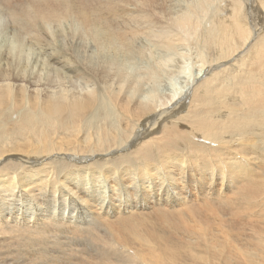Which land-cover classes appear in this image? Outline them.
<instances>
[{
  "label": "bare ground",
  "instance_id": "1",
  "mask_svg": "<svg viewBox=\"0 0 264 264\" xmlns=\"http://www.w3.org/2000/svg\"><path fill=\"white\" fill-rule=\"evenodd\" d=\"M93 1L0 0V264H264V0L194 36L204 70L168 107L107 91L122 133L91 71L128 80L113 60L136 33L171 47L200 16ZM91 44L89 70L70 53Z\"/></svg>",
  "mask_w": 264,
  "mask_h": 264
},
{
  "label": "rangeland",
  "instance_id": "2",
  "mask_svg": "<svg viewBox=\"0 0 264 264\" xmlns=\"http://www.w3.org/2000/svg\"><path fill=\"white\" fill-rule=\"evenodd\" d=\"M222 1L219 0L217 1V3H215V0H206L203 2L204 5H199L200 0H145L146 4H149L145 5L144 9L146 8V11L152 14V18L156 22L155 26H164L167 20H169L168 18L170 16L175 17L180 11L184 10L185 8L193 7V11H197L196 13L198 14V16H200L198 21L200 29L198 28L197 35H193V37H191L193 39L185 41L183 40L182 42L181 40L176 41L175 44L171 47L163 43L155 42L153 38H150L148 35H146L145 32L141 31L140 33H136L134 35V38H132L133 40L129 41L128 49L124 51V53H122V51H117L116 56L113 60L114 63L118 64L119 69L128 76V80L126 78H123L120 82L121 76L119 74H116L118 73L116 72L112 78L113 80L109 82L110 76L102 78L100 77V74H97L96 71H91V74H93L91 76V80H93V83L96 86L94 88L99 91L100 101L98 104H103L101 106L104 108L103 114L106 116L107 120L112 123L115 122L113 129L116 132L122 133L123 129L120 123V118L116 119L115 115L111 114L110 108H112V104H106V99L108 97H106L105 95L107 91L110 92L113 90H118L119 88H121L122 90H128L131 96L137 97L138 95L140 101L151 103L156 102L162 109L166 108L170 104L174 103L178 99V97L185 92L186 89H190L194 81L196 80L197 75H201V73L203 72L204 65L201 66V60H199V56L202 55L206 58L207 52L206 47L203 45V43H200V40L198 41L197 39L199 36L204 35L208 24L219 13L231 15L233 11L239 9L242 12L246 11L247 14L254 18L256 21L259 20V17L258 19H256V10L254 6H251V0ZM218 2L220 3L218 4ZM130 4V8H133V6H135L134 2H131ZM137 6V8H140V5ZM211 8L213 11L211 10ZM0 10H2L3 14L7 12V9L4 6H1ZM65 24H69V22H65ZM62 27L70 33L72 26L63 25ZM6 30L8 42L13 41L15 35L19 33V30L14 28L13 25L11 26L10 22L6 24ZM198 31L200 33H198ZM210 31L217 32L215 31V29H211ZM210 31H206V35H208ZM77 34L70 39L75 40ZM25 35H27V33H25ZM70 39L66 41H68L69 43ZM26 44L30 45L32 49V56L30 58V61L33 60L41 62V60L45 59V55L43 54L44 51H42V47L39 48V45L37 43L26 41ZM2 47L5 48V45ZM89 48L90 49H87L88 51H84V49L81 48L79 52H76V54H70L72 58H74V61L76 63L85 61L86 64L80 65L91 70L92 68L94 69L97 64L94 63V59H90L87 57L88 54H92L91 49L93 48V45L91 44ZM138 48H141V53L138 52ZM136 51L138 53H136ZM57 52L61 55L60 51ZM128 54L129 56H126ZM92 55L96 56L95 53ZM91 60H93V62L90 63ZM62 70L64 73L68 74L66 69ZM72 74L74 73H71L69 75ZM25 109H28L27 105L25 106ZM102 144L105 143L102 142ZM239 227H241L240 224Z\"/></svg>",
  "mask_w": 264,
  "mask_h": 264
}]
</instances>
